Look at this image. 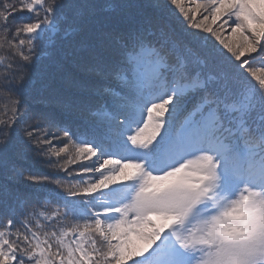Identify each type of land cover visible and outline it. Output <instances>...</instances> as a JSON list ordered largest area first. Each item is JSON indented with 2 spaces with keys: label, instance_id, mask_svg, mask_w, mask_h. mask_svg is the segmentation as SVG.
Segmentation results:
<instances>
[{
  "label": "snow or ice",
  "instance_id": "6c2138e0",
  "mask_svg": "<svg viewBox=\"0 0 264 264\" xmlns=\"http://www.w3.org/2000/svg\"><path fill=\"white\" fill-rule=\"evenodd\" d=\"M0 264H264V0H0Z\"/></svg>",
  "mask_w": 264,
  "mask_h": 264
},
{
  "label": "trees",
  "instance_id": "16d2710c",
  "mask_svg": "<svg viewBox=\"0 0 264 264\" xmlns=\"http://www.w3.org/2000/svg\"><path fill=\"white\" fill-rule=\"evenodd\" d=\"M227 32V30H226ZM226 34V33H225ZM22 164H24L25 167L30 168L33 172L37 174H47V169L45 167H42L33 161H22Z\"/></svg>",
  "mask_w": 264,
  "mask_h": 264
}]
</instances>
